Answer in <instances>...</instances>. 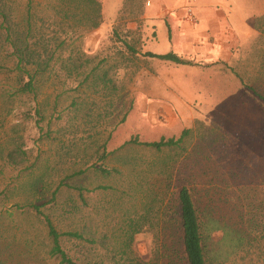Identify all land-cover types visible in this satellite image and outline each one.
Wrapping results in <instances>:
<instances>
[{"label": "rangeland", "instance_id": "1", "mask_svg": "<svg viewBox=\"0 0 264 264\" xmlns=\"http://www.w3.org/2000/svg\"><path fill=\"white\" fill-rule=\"evenodd\" d=\"M99 1L102 20H108L102 34L85 31L78 24L80 13L75 21L64 23L61 13L66 9L60 0H6L15 18L23 19L30 10L46 35L66 39L67 45L59 50L62 59L39 80L36 103L21 96L10 98L13 75L0 70V150L6 148L8 153L13 148L11 140L22 137L27 151V159L17 166L0 155V264H58L47 254L44 215L59 232L84 234V242L61 240L63 249L78 262L165 264L164 255L172 245L164 241L163 231L157 238L150 232L136 235L128 249L122 230L128 221H137L156 197L160 201L164 197V204L158 201L155 207L171 208L174 194L187 182L198 191L201 206L209 199L216 202L215 209L228 215L235 229L240 211L248 204L254 211L264 210V104L256 95L264 96V19L253 22L263 38L247 47L245 61L219 69H194L186 76L183 71L175 73L173 81H167H171V102L165 104L169 115L158 112L153 124L140 110L146 103L138 102L135 84L143 62L131 56L124 44L106 38L112 21L123 33V21L136 19L146 1L125 6V0L118 13L122 0ZM184 4V9L194 8L191 1ZM239 16L236 12L233 22L243 27ZM70 57L80 58L82 65L73 73L64 69L73 62H68ZM167 71L156 69L160 75ZM105 72V82L94 80ZM36 104L48 138L35 128ZM187 129H196L186 145L190 153L169 166L174 171H163L166 151L129 146L103 161L98 156L104 144L108 152H115L134 135L142 142H153L178 138ZM210 132L215 133L216 143L210 145L207 136L199 140V134ZM73 186L82 188L83 198ZM69 199L78 205L75 212L67 208ZM166 222L161 220L163 225ZM215 247L226 251L223 243ZM262 249L256 254L254 249L249 256L234 251L225 264H264ZM177 251L182 254L178 247Z\"/></svg>", "mask_w": 264, "mask_h": 264}, {"label": "trees", "instance_id": "2", "mask_svg": "<svg viewBox=\"0 0 264 264\" xmlns=\"http://www.w3.org/2000/svg\"><path fill=\"white\" fill-rule=\"evenodd\" d=\"M61 4L65 6V11L61 13L64 23L75 21L77 14L82 16L79 20L80 25H83L85 31L96 29L102 22V6L99 0H60ZM132 1L139 3L145 0H126L125 6L132 4ZM76 11V12H75ZM132 12V11H131ZM139 10L137 15L142 14ZM67 45V40H62L55 36L46 35L42 28L37 24V18L27 13V16L21 20L14 17L12 9L6 3V0H0V70L1 74L13 75L14 91L9 93L10 98L14 96L26 97L30 102H37V84L47 73L52 70V66L62 59L63 49ZM125 49L131 56H135L136 51L127 43ZM145 56L156 58L162 61L173 62L179 65H193L191 61H185L173 53L166 55H155L147 53ZM65 63L67 60H64ZM73 61L72 57L68 62ZM78 61H73L71 65H64L70 73L76 72L82 67ZM2 62L5 65H2ZM73 66L70 70L67 67ZM99 68V67H97ZM97 68L86 77L88 80L91 74L95 73ZM107 73L103 76L94 77L96 81H106ZM107 83H110L108 81ZM107 84H105L106 88ZM256 95L262 100L264 104V96ZM35 114V128L39 131L42 138H48V131L40 126L43 115L40 111L39 104L34 108ZM31 117V116H30ZM202 126L201 122H197ZM210 131V130H209ZM196 129L184 130L178 138L162 137L158 141L142 142L137 135L132 136L115 152H108L107 145L102 146V153H98L101 161L106 160L119 150H123L129 146L142 147L154 153L169 152L167 161H163V171L168 172V168L172 167L173 163L184 155L190 153L186 147L194 138L192 137ZM46 133V135H44ZM47 136V137H46ZM200 141H205L207 138L211 139L210 145L216 143L218 139L215 138V133L210 132L207 135H200ZM23 138L17 137L12 139L13 148L7 150L2 148L0 155L8 164L17 166L23 164L27 159V151L23 149ZM196 149V147L194 148ZM6 153L7 155H3ZM178 163V162H177ZM170 166V167H169ZM171 171H174L170 168ZM105 171V169H101ZM162 171V172H163ZM177 171V170H176ZM180 172L182 170H179ZM183 172V171H182ZM181 172V173H182ZM180 173V174H181ZM183 183V182H181ZM190 183V182H187ZM182 184L177 193L174 194L170 204L171 208H165L163 211L159 207H155L159 199L156 197L144 209V214L138 220H130L123 228L121 238L128 249H131L132 242L136 235L143 232H150L159 237L160 234L165 233L164 241L172 245L167 253L164 255L165 264H225L226 259L234 251L246 253L247 256L255 249L258 253H262L264 246V210L254 211L252 204L242 209L239 213L237 228L230 224L231 218L224 212L215 209L213 200L200 205L198 199V191L194 189L191 184ZM73 189L78 192L80 198H83V190L81 187L73 186ZM167 191L169 186L166 187ZM60 192V191H59ZM83 202L84 200L81 199ZM164 201V197H163ZM163 201H160L164 204ZM69 205V206H68ZM67 208L71 212L78 210V205L69 199ZM170 209V210H169ZM171 213H167L166 211ZM39 215L42 213L36 209ZM43 216V215H42ZM161 220L167 221L162 224ZM43 225L46 230L47 239V254L53 258L58 264H93L92 262H78L71 258L63 249L62 238H70L76 241H85L83 233L77 231L59 232L52 220L43 216ZM163 226V230H161ZM163 236V235H162ZM226 245V251L216 249L215 245ZM177 247L180 248L182 254L179 255ZM220 248V247H219ZM98 264V263H94Z\"/></svg>", "mask_w": 264, "mask_h": 264}, {"label": "crops", "instance_id": "3", "mask_svg": "<svg viewBox=\"0 0 264 264\" xmlns=\"http://www.w3.org/2000/svg\"><path fill=\"white\" fill-rule=\"evenodd\" d=\"M124 1L117 5V13L123 7ZM145 1L146 6L142 14L131 22L123 21V33L113 27L112 21L106 38L115 39V44L127 43L136 51L134 57L143 62L138 67L135 84L138 102L143 100L146 103L140 110L147 113V116H144L153 124L158 112H166L169 115L165 104L171 102L168 84L173 81L175 73L183 71L182 74L186 76V73L193 72L194 69H219L222 65L231 67L233 62L245 61L249 55L247 47L257 45L258 40L263 38L253 22L264 19V0H249L247 6H244L246 0L241 3L239 0ZM187 1H191L194 8H182ZM234 2L237 5H234ZM188 8L193 10L196 23L187 21ZM236 12L240 13L237 19L243 22V27L233 22ZM107 21L103 18L94 33L102 34ZM147 53H173L185 61H191L193 65L162 61L145 56ZM160 67L168 70L162 74L164 78L156 72ZM169 80L171 81L167 83ZM148 111H151V114H148Z\"/></svg>", "mask_w": 264, "mask_h": 264}, {"label": "built area", "instance_id": "4", "mask_svg": "<svg viewBox=\"0 0 264 264\" xmlns=\"http://www.w3.org/2000/svg\"><path fill=\"white\" fill-rule=\"evenodd\" d=\"M186 18H187V21H189V22H192V23H196L197 22L194 14H193V10L191 8L187 9Z\"/></svg>", "mask_w": 264, "mask_h": 264}]
</instances>
